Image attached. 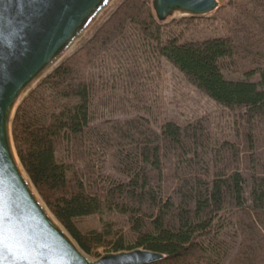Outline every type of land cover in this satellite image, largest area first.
Wrapping results in <instances>:
<instances>
[{"label":"trees","instance_id":"obj_1","mask_svg":"<svg viewBox=\"0 0 264 264\" xmlns=\"http://www.w3.org/2000/svg\"><path fill=\"white\" fill-rule=\"evenodd\" d=\"M115 12L16 112L32 182L87 254L106 245L167 256L149 264H264V0L168 25L149 0ZM90 215L101 231L76 226Z\"/></svg>","mask_w":264,"mask_h":264},{"label":"water","instance_id":"obj_2","mask_svg":"<svg viewBox=\"0 0 264 264\" xmlns=\"http://www.w3.org/2000/svg\"><path fill=\"white\" fill-rule=\"evenodd\" d=\"M127 0H0V264H149L167 256L141 247L91 258L41 197L17 153L13 121L23 101L88 42ZM227 0H149L154 22L208 19Z\"/></svg>","mask_w":264,"mask_h":264},{"label":"rangeland","instance_id":"obj_3","mask_svg":"<svg viewBox=\"0 0 264 264\" xmlns=\"http://www.w3.org/2000/svg\"><path fill=\"white\" fill-rule=\"evenodd\" d=\"M228 2H229V0H227V3L224 6L220 7V9L225 7L228 4ZM218 12H216L214 15H216ZM197 19H195V20H197ZM198 20H200V19H198ZM201 20H206V19H201ZM162 68H163L162 69V75H163L165 88H166L165 91H164V89H162V90H163V97L166 101V96L173 94L172 79H171L173 76V71H172L171 67H169L167 64H164V66ZM194 98L196 100V96ZM201 101L202 102L200 103V105H205L206 100H201ZM193 105H196V103ZM102 218H103V220L109 221L110 223H112V224L114 223L115 225H118V226H122V224H123V220L119 216H116V215H113V216L102 215ZM75 223H76V226L79 228V230H81L83 233H88L90 231H101L102 227H103V222L100 220V217L98 215H90L89 217L77 219L75 221ZM261 231H262V229H261ZM107 252H113V251H110L108 246L103 245V246H99V247H94L91 251V254L89 253L88 255L91 258H98L101 255H103V253H107Z\"/></svg>","mask_w":264,"mask_h":264},{"label":"snow or ice","instance_id":"obj_4","mask_svg":"<svg viewBox=\"0 0 264 264\" xmlns=\"http://www.w3.org/2000/svg\"><path fill=\"white\" fill-rule=\"evenodd\" d=\"M162 2L166 5L170 2V0H162ZM183 2L185 6L189 9H195L196 7H198L199 4V0H183ZM2 219V212H0V249L3 248V245L6 242Z\"/></svg>","mask_w":264,"mask_h":264}]
</instances>
